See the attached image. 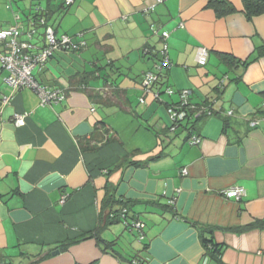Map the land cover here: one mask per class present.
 Returning a JSON list of instances; mask_svg holds the SVG:
<instances>
[{
    "label": "crops",
    "instance_id": "0c3cea01",
    "mask_svg": "<svg viewBox=\"0 0 264 264\" xmlns=\"http://www.w3.org/2000/svg\"><path fill=\"white\" fill-rule=\"evenodd\" d=\"M65 1L41 3L57 36L86 48L57 52L36 78L66 100L14 91L0 64V263L264 264V13L245 0ZM33 5L0 0V31H26ZM32 42L44 48V29ZM183 91L212 114L175 124ZM234 188L246 196L224 195ZM125 205L143 242L111 222Z\"/></svg>",
    "mask_w": 264,
    "mask_h": 264
},
{
    "label": "built area",
    "instance_id": "2783aa9c",
    "mask_svg": "<svg viewBox=\"0 0 264 264\" xmlns=\"http://www.w3.org/2000/svg\"><path fill=\"white\" fill-rule=\"evenodd\" d=\"M163 0H159L158 3H162ZM68 4L72 3V0L67 1ZM155 7H151L150 10H153ZM21 36V32L18 28H12L4 31H0V44H5V48H7L8 52L6 54L0 53V62L2 68L8 72V77H6V83L13 90H21V89H30L34 91L41 101V105H51L58 104L64 100H66L67 96L59 91L50 90L47 87H43L36 79V73L43 69L49 59L53 56L54 52L72 47L74 49H79L82 46H85V43H81L76 45L73 43L72 39L68 36H62L60 38L56 37L54 29L48 28L46 34V42L47 48L44 49L40 54H31L27 53V49L30 48L27 44L19 43V37ZM170 37V33L163 32V50L161 51V63L158 66V71L162 72L165 69L170 67V61L167 58L168 53V45L167 40ZM32 49V48H31ZM209 51L205 48H199L197 51V63L200 66H205L208 62ZM159 80V73H147L144 80V88L149 93L151 91V87L157 84ZM168 95L172 96L174 91L168 89L166 92ZM188 91L182 92L181 102L175 107H171L169 109V113L171 118L175 124H178L185 120L186 118V109L195 110V108L191 106L188 102ZM8 99L5 100V103ZM199 110V109H198ZM207 109H201L199 113L205 112ZM210 114V112H209ZM229 115H233L232 112ZM25 115H17L15 119V124L17 127H22L25 125ZM255 123L253 124V126ZM191 145H198L200 143V139L198 137H193L191 139ZM187 171L183 170L182 175H186ZM224 195L227 197H234L237 201L242 200L246 196V191L243 188H234L224 192ZM66 199V198H65ZM64 201V200H63ZM120 214V219L123 224L129 228L131 231L138 232V241L143 242L145 240V235L143 233L145 228V223L139 219H135L133 221L128 220V210L127 208L123 209ZM114 216H112L113 218ZM140 260L138 258H134L131 260L130 264H139Z\"/></svg>",
    "mask_w": 264,
    "mask_h": 264
},
{
    "label": "trees",
    "instance_id": "16d2710c",
    "mask_svg": "<svg viewBox=\"0 0 264 264\" xmlns=\"http://www.w3.org/2000/svg\"><path fill=\"white\" fill-rule=\"evenodd\" d=\"M19 0H10V2H17ZM32 1L35 5H33L32 7V11L29 15V18H28V26L26 27L27 30H23L22 28H18V27H12V28H18L19 31L21 32V36L19 37V43L21 44H27L30 48L27 49V53L31 54L34 53V54H40L41 52L44 51V49L47 48V42H46V34H47V30L48 28H52V25H51V18H52V13L50 12V10H47L45 8L42 7V3L41 1L42 0H30ZM68 0L65 1V5L67 6H71L74 2L72 0V3L71 4H68L67 3ZM245 3H246V8L247 10L249 11L250 14L252 15H259V14H262L264 13V1L262 0H245ZM227 12V11H226ZM63 13V12H61ZM12 28H9V29H12ZM40 29H44V39H45V46L44 48L41 50V51H38L36 46L33 44L32 40L35 38V36L37 35L38 33V30ZM8 30V29H7ZM55 32V31H54ZM55 35L56 37L60 38L62 36H57L56 32H55ZM22 37H26L25 40H22L21 38ZM71 38V37H70ZM73 43L76 44V45H79L81 43H85V42H75L73 38H71ZM162 39V38H161ZM163 40V39H162ZM5 44L7 43H4V44H0L2 46V49L3 51L1 52L2 54H6V52H8L7 48H5ZM86 44V43H85ZM164 44V43H163ZM32 48V49H31ZM86 48V45L85 46H82L80 47L79 49H74L72 47H67V48H63V49H59L57 51L54 52L53 56L49 59V61L55 56V54L59 51H64V52H79V51H82ZM264 51V50H263ZM48 61V62H49ZM1 64V62H0ZM1 68H2V65H1ZM3 69V68H2ZM6 73H7V77H8V72L3 69ZM151 73V72H149ZM146 76V75H145ZM160 77V76H159ZM37 79V78H36ZM6 80V79H5ZM38 81V80H37ZM159 81V80H158ZM6 83V81H5ZM158 83V82H157ZM7 84V83H6ZM7 86L9 87V85L7 84ZM43 86V85H42ZM45 87V86H43ZM154 87V86H153ZM11 88V87H10ZM12 89V88H11ZM145 89V88H144ZM21 90H26V89H21ZM21 90H14V91H21ZM27 90H30V89H27ZM51 90V89H50ZM151 90H152V87H151ZM32 91V90H31ZM146 91V90H145ZM34 92V91H33ZM147 92V91H146ZM35 93V92H34ZM38 96V95H37ZM39 97V96H38ZM40 100V99H39ZM41 103V101H40ZM210 109V108H209ZM207 108V110L205 112H202V113H199L201 110H198V109H195V110H189V109H186L185 113H186V118L185 120H188L189 118H196V119H199L201 118L202 116H205V115H208L209 112L210 114H212V111ZM197 114V115H196ZM184 121V120H183ZM181 123V122H180ZM127 208L128 210V220H130L131 218H134L132 217V215L130 214V209H129V206L125 205L124 207H122V210H120V213L123 211V209ZM120 219V214L118 213L117 215H114L113 218H111V222H116L117 220ZM135 219V218H134ZM203 244H204V248L206 249V251L208 252V254L212 255V256H216L218 255V253L220 252L219 249L220 247L215 245L212 241L210 240H207V239H203ZM0 264H4V263H0Z\"/></svg>",
    "mask_w": 264,
    "mask_h": 264
}]
</instances>
